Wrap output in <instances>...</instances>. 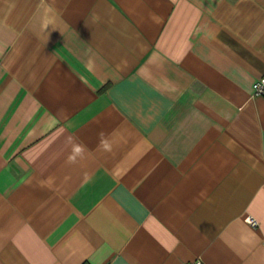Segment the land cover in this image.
<instances>
[{"label":"crops","instance_id":"1","mask_svg":"<svg viewBox=\"0 0 264 264\" xmlns=\"http://www.w3.org/2000/svg\"><path fill=\"white\" fill-rule=\"evenodd\" d=\"M262 74L264 0H0V264H264Z\"/></svg>","mask_w":264,"mask_h":264},{"label":"built area","instance_id":"2","mask_svg":"<svg viewBox=\"0 0 264 264\" xmlns=\"http://www.w3.org/2000/svg\"><path fill=\"white\" fill-rule=\"evenodd\" d=\"M253 94L259 95L264 94V74L257 77L252 85ZM251 223L255 225L257 221L254 218L250 219ZM180 264H204L203 260L200 257H196L192 260L183 261Z\"/></svg>","mask_w":264,"mask_h":264},{"label":"clouds","instance_id":"3","mask_svg":"<svg viewBox=\"0 0 264 264\" xmlns=\"http://www.w3.org/2000/svg\"><path fill=\"white\" fill-rule=\"evenodd\" d=\"M101 147L104 149H109L110 146L107 144V142L102 141ZM85 152H86V146L85 145H83L82 143H79V142H73L72 151L68 157V162L70 164L77 163L79 159L84 158ZM249 222H251V221H249Z\"/></svg>","mask_w":264,"mask_h":264}]
</instances>
